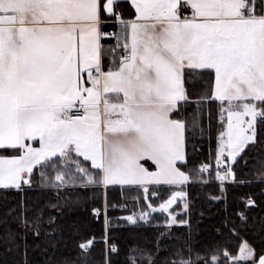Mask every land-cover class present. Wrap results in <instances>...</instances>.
Instances as JSON below:
<instances>
[{
  "label": "snow or ice",
  "instance_id": "1",
  "mask_svg": "<svg viewBox=\"0 0 264 264\" xmlns=\"http://www.w3.org/2000/svg\"><path fill=\"white\" fill-rule=\"evenodd\" d=\"M105 38L115 43L106 45ZM213 105L221 195L211 198L223 199L228 228V183L264 185V0H0V187L33 189L39 168L40 185L55 193L35 209L22 197L0 216L4 252L19 251L29 233L47 239L62 232L60 217L81 205L88 211L103 187L102 235H77V258L64 264H93L97 242L106 247L104 264H114L111 254L119 248L108 209L116 206L106 190L134 187L147 200L154 185L211 183V153L199 168L186 172L179 165L187 162L188 133H203ZM249 148L259 155L246 156ZM242 157L249 172L256 169L253 179H237ZM90 189L96 190L91 196ZM258 194L264 198V187ZM186 196L174 191L159 205L167 224L189 228L175 253L181 258L167 264H264V250L257 253L247 242L238 255L222 251L219 242H195L190 220L170 211ZM255 196L236 199L235 216L244 224L247 211L259 206ZM89 215L98 222L101 209L91 207ZM148 218L141 210L118 219ZM80 227L72 225L77 233ZM129 251L126 264H156L150 253L140 252L138 260Z\"/></svg>",
  "mask_w": 264,
  "mask_h": 264
},
{
  "label": "trees",
  "instance_id": "2",
  "mask_svg": "<svg viewBox=\"0 0 264 264\" xmlns=\"http://www.w3.org/2000/svg\"><path fill=\"white\" fill-rule=\"evenodd\" d=\"M106 30H114L109 27ZM103 43L111 45L115 43L114 38H105ZM192 91H198L199 86H190ZM194 99V97H193ZM188 107V106H184ZM191 110V109H189ZM204 131L203 133L197 129L195 132L188 133L187 141V162H181L179 166L183 171H190L193 168H199L203 163H209L210 153L212 174L211 183L197 182L190 180L183 187L177 186H151L149 199L143 198V193L137 192L134 187L125 186H109L106 190L107 200L110 205L108 215L112 219L111 224V238L119 248V253H112L111 257L114 264H126V258L133 252L150 253L151 257L156 261V264H167V261L180 259L175 255L189 232L186 225L179 223L168 226L166 223L168 214L163 211L149 212L147 221H138L136 223L128 222L120 217L145 210L149 211L147 207L150 203L153 207H157L165 201L172 192L183 191L187 196L183 199L185 203H189L188 210L181 211V201L171 208V212L179 219H188L191 222V233L193 240L198 242L200 246H204L210 242H219L222 245V251L229 250L233 255H238L239 247L242 243L247 242L253 246L257 253L264 250V198L260 197L258 192L264 185L253 184L251 186H235L228 183V218L229 227H224L225 212L224 201L213 200L211 197L220 196L219 183L215 181V159L214 152L216 147L217 129L220 125L219 114L216 105L212 106L211 117L207 110L204 114ZM256 153L257 149L249 148L245 153ZM249 168H252L250 165ZM237 179L250 180L253 179L256 169L252 168L249 172L245 168L244 158L236 164ZM40 169L35 170L33 177L35 187L21 193L15 189H0V216H2L9 207H15L19 204L23 197L27 204L35 209L44 206L47 201L54 199V191H47L42 188L39 181ZM204 180H208V173L203 174ZM96 191L89 190V195ZM256 193V200L259 206L251 207L247 211L248 223H242L241 219L235 216L237 210L236 199L244 193ZM155 193V196H152ZM105 206V189L102 187L97 191L94 201H90L85 206L81 205L66 212L60 217L59 224L63 225V231L57 232L45 239L43 235L39 238L34 237L31 233L25 236L21 241V248L19 251H12L5 253L3 245L0 244V262L6 261L7 264H25L23 245H29L27 249L28 264H64V261H75L77 252L74 246V241L77 235H85L91 238L94 234L97 238L103 232V210ZM118 206H123L117 208ZM91 207H98L101 209L100 219L97 222L95 217L89 215ZM183 212V214H181ZM32 212H29L31 215ZM51 215H56L54 210H51ZM79 221L81 227L80 232L77 233L72 225ZM87 224V227H85ZM234 227L235 231H229V228ZM3 232L0 231V237ZM78 242V241H77ZM39 245V247H36ZM106 256V247L103 242H97L92 248L91 259L93 264H104ZM223 264V261H222ZM237 264H249L246 261L237 262Z\"/></svg>",
  "mask_w": 264,
  "mask_h": 264
},
{
  "label": "crops",
  "instance_id": "3",
  "mask_svg": "<svg viewBox=\"0 0 264 264\" xmlns=\"http://www.w3.org/2000/svg\"><path fill=\"white\" fill-rule=\"evenodd\" d=\"M106 31H110V30H106ZM0 151H2V150H0ZM180 163H181V162H180ZM160 185H167V184H163V183H162V184H160ZM160 185H154V186H160ZM115 186H119V185H115ZM167 186H169V185H167ZM177 187H179V186H177ZM102 188H103V187H102ZM0 189H4V188L0 187ZM103 189H104V188H103ZM175 192H181V191H175ZM168 198H169V197H168ZM168 198H167V199H168ZM167 199H166V200H167ZM183 199H184V198H183ZM183 199H181L180 197H177V200H176V203L178 202V200L181 201V211H184V204H185V202L183 201ZM176 203H175V204H176ZM175 204H174V205H175ZM174 205H173V206H174ZM173 206H172V207H173ZM172 207H171V208H172ZM117 208H118V207H117ZM171 208H170V210H171ZM103 212H104V210H103ZM238 262H240V261H238ZM246 262H247V261H246Z\"/></svg>",
  "mask_w": 264,
  "mask_h": 264
},
{
  "label": "rangeland",
  "instance_id": "4",
  "mask_svg": "<svg viewBox=\"0 0 264 264\" xmlns=\"http://www.w3.org/2000/svg\"><path fill=\"white\" fill-rule=\"evenodd\" d=\"M173 205H174V204H173ZM173 205H172V206H173ZM172 206H171V207H172ZM155 208H156V211H162V210L159 209V205H158L157 207H155ZM139 212H140V211H137L136 213H139ZM148 212H153V211H152L151 209H149ZM163 212H164V211H163ZM165 213H166V212H165ZM131 214H133V213H131ZM131 214H129V215H131ZM167 214H168V213H167ZM127 216H128V215H127ZM168 226H170V225L168 224ZM134 252H135V251H134ZM135 253H136V255H137V259L139 260V253H138V252H135ZM131 255H132V253H131ZM144 259H147V257L145 256Z\"/></svg>",
  "mask_w": 264,
  "mask_h": 264
},
{
  "label": "built area",
  "instance_id": "5",
  "mask_svg": "<svg viewBox=\"0 0 264 264\" xmlns=\"http://www.w3.org/2000/svg\"><path fill=\"white\" fill-rule=\"evenodd\" d=\"M118 208H121V206H118Z\"/></svg>",
  "mask_w": 264,
  "mask_h": 264
}]
</instances>
